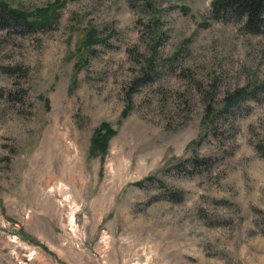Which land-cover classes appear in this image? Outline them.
Instances as JSON below:
<instances>
[{"label":"rangeland","instance_id":"374dc122","mask_svg":"<svg viewBox=\"0 0 264 264\" xmlns=\"http://www.w3.org/2000/svg\"><path fill=\"white\" fill-rule=\"evenodd\" d=\"M4 1L56 20L0 27V264H264V28L211 0Z\"/></svg>","mask_w":264,"mask_h":264},{"label":"trees","instance_id":"16d2710c","mask_svg":"<svg viewBox=\"0 0 264 264\" xmlns=\"http://www.w3.org/2000/svg\"><path fill=\"white\" fill-rule=\"evenodd\" d=\"M150 2V0H147ZM133 5V0H130ZM212 14L214 17L230 18L238 17L243 24V28L251 32H258L264 28V0H211ZM48 12V9H37L35 12H27L18 7L9 5L6 1L0 0V27L10 24L24 29L42 28L55 21V11ZM29 16H33L31 18ZM113 133L108 123L103 122L97 135L94 136L93 143L101 147L105 144L107 138ZM194 165L201 166L204 169L209 168L213 161L210 157H193ZM150 178V177H148ZM184 191L177 189L169 190V197L175 198ZM181 196V195H180Z\"/></svg>","mask_w":264,"mask_h":264}]
</instances>
